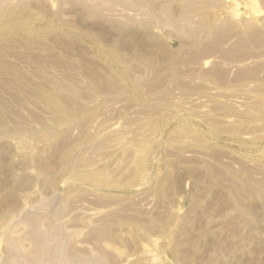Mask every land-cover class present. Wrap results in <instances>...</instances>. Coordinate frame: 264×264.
<instances>
[{"label":"rangeland","instance_id":"374dc122","mask_svg":"<svg viewBox=\"0 0 264 264\" xmlns=\"http://www.w3.org/2000/svg\"><path fill=\"white\" fill-rule=\"evenodd\" d=\"M0 264H264V0H0Z\"/></svg>","mask_w":264,"mask_h":264}]
</instances>
